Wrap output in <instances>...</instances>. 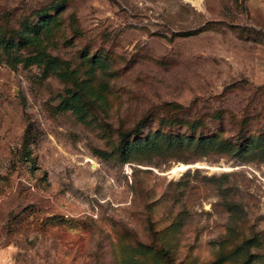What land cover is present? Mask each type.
<instances>
[{"label": "rangeland", "instance_id": "rangeland-1", "mask_svg": "<svg viewBox=\"0 0 264 264\" xmlns=\"http://www.w3.org/2000/svg\"><path fill=\"white\" fill-rule=\"evenodd\" d=\"M0 264H264V0H0Z\"/></svg>", "mask_w": 264, "mask_h": 264}, {"label": "trees", "instance_id": "trees-1", "mask_svg": "<svg viewBox=\"0 0 264 264\" xmlns=\"http://www.w3.org/2000/svg\"><path fill=\"white\" fill-rule=\"evenodd\" d=\"M39 42V39L35 36V35H30V36H27L25 38V41L24 43L25 44H33V43H38ZM10 47H12L11 45L9 44H5L4 45V48L5 50H9ZM36 61L40 64H43L44 65V71L43 73H46L47 71H51V70H54L57 66L60 65V62L55 58V57H51L49 55H47L45 52L41 51V52H37L33 57H28L26 58V61L29 62V61ZM57 75H63L62 72H57ZM76 94H73L71 99L73 97H75ZM65 100L64 101V105H63V109H70V110H73V112L75 113H78V107L75 106L72 102H70V100Z\"/></svg>", "mask_w": 264, "mask_h": 264}, {"label": "bare ground", "instance_id": "bare-ground-1", "mask_svg": "<svg viewBox=\"0 0 264 264\" xmlns=\"http://www.w3.org/2000/svg\"><path fill=\"white\" fill-rule=\"evenodd\" d=\"M185 168H187V166H182L180 171H183Z\"/></svg>", "mask_w": 264, "mask_h": 264}, {"label": "water", "instance_id": "water-1", "mask_svg": "<svg viewBox=\"0 0 264 264\" xmlns=\"http://www.w3.org/2000/svg\"><path fill=\"white\" fill-rule=\"evenodd\" d=\"M192 165H188L187 168H191Z\"/></svg>", "mask_w": 264, "mask_h": 264}]
</instances>
